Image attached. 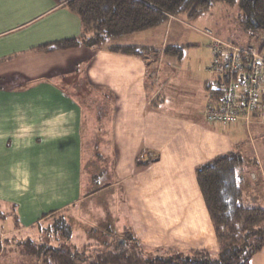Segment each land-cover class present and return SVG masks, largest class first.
Segmentation results:
<instances>
[{
  "label": "crops",
  "instance_id": "obj_1",
  "mask_svg": "<svg viewBox=\"0 0 264 264\" xmlns=\"http://www.w3.org/2000/svg\"><path fill=\"white\" fill-rule=\"evenodd\" d=\"M174 19L131 33L147 34L145 40L126 34L95 46L41 51L39 45L79 36L78 16L53 0H0V221L8 231L32 229L61 212L72 227L63 243L75 250L100 252L125 240L137 242L152 257L185 256L195 249L217 257L195 168L218 155L240 154L242 199H255L256 191L264 192V116L259 111L248 126L205 119L208 41L192 42L200 46L195 51L201 50L203 60L188 65L184 59L179 64L167 59L163 68L161 56L171 55L165 48L183 46L176 30L172 44L165 43ZM150 37L161 39L159 65L152 55L109 49L155 48ZM95 104L103 106L96 117L108 115L103 129L114 184L120 185L130 213L128 225L116 234L103 222L106 214H92L106 205L92 201L100 190L88 191L84 180V130L91 126L86 113L94 117ZM248 141L260 147L258 156L243 157ZM253 203L248 207H264V202ZM6 209L14 211L11 217ZM250 264H264V245Z\"/></svg>",
  "mask_w": 264,
  "mask_h": 264
},
{
  "label": "trees",
  "instance_id": "obj_2",
  "mask_svg": "<svg viewBox=\"0 0 264 264\" xmlns=\"http://www.w3.org/2000/svg\"><path fill=\"white\" fill-rule=\"evenodd\" d=\"M53 1L62 3L78 16L82 31L77 37L39 45L37 49L41 51L72 48L79 44L99 45L107 38L156 27L171 16L193 20L207 14L216 1L239 7V28L248 36L257 31L264 32V0ZM109 49L140 57L156 52L153 47L138 45H114ZM164 52L180 56L182 47L168 46ZM242 162L240 154L229 152L195 168L196 182L218 244L216 258L201 249L191 250L185 256L150 257L137 242L126 244L123 240L112 249L98 252L88 264H250L252 255L264 245V207H248L242 203V191L236 180ZM61 217V232L56 230L49 234L55 226L52 224L45 229L43 221L34 226L45 230L48 239L56 243L48 242L46 246V241L37 243L30 237L26 239L24 253L33 258V263L36 259H41L42 264H80L85 260L82 258L84 250L79 252L69 246H57V241L65 240L72 231L70 223L64 221L63 215Z\"/></svg>",
  "mask_w": 264,
  "mask_h": 264
},
{
  "label": "rangeland",
  "instance_id": "obj_3",
  "mask_svg": "<svg viewBox=\"0 0 264 264\" xmlns=\"http://www.w3.org/2000/svg\"><path fill=\"white\" fill-rule=\"evenodd\" d=\"M240 9L237 5L227 6L226 4L222 3L221 1L214 2L213 6L209 9L208 13L204 16L198 17L193 20H188L185 16H178L175 17L174 21H172L173 27L170 29V33L166 36L165 43L172 44L173 42V31L176 30L178 33V40L179 45L182 46V52L180 56L177 55H162L161 57L164 58V62L162 63V67L164 68L167 59H171L175 64H179L180 62L184 61L186 64L190 65L191 62L195 63L196 61L203 60L201 50L198 49L196 52L195 49L199 48L200 46H193L197 45L196 43L207 42L208 38L202 33L203 29L209 28L211 29L216 35L219 37L229 40L234 43L243 44L247 39L246 34L239 28V17H240ZM159 26V25H158ZM156 26V27H158ZM155 27V28H156ZM169 31V28H168ZM144 35V36H143ZM140 36L139 34H130L128 37H131L135 40H141L143 38L145 40V36L147 34H143ZM151 36V35H149ZM154 37V35L152 36ZM150 37V41L156 42V47L154 48L156 52L151 53L152 56L156 57L157 64L159 65V61L157 56L160 54V46H158L159 42L161 41L160 37L156 40ZM154 39V40H153ZM248 40V39H247ZM247 40L245 42H247ZM116 42L115 40H109L108 42ZM191 45H185V44ZM208 44V43H207ZM195 51V53L193 52ZM198 54V55H197ZM172 65V64H171ZM170 67V65H169ZM176 67V66H173ZM171 71H174V68H171ZM169 71V73L171 72ZM171 74V73H170ZM86 105H89L86 100ZM97 113L95 114V118L92 117L93 114L86 113V119L90 118V127H85V138L83 142V170H84V180L86 182V189L88 191H96L100 190L92 201L95 203L106 205V209L101 211H93L97 214L102 213L106 214L105 220L103 217H99V221L109 223L112 228V234H116L119 230L123 231V226L128 225L130 213L129 211L125 210V202L122 196V191L120 185L114 184L116 183V177H114L110 157L108 154V146H107V130L103 128L108 124V115L99 114L100 117H96V115L103 110V106L99 104H95ZM87 108V107H86ZM96 119V120H95ZM250 125V124H249ZM103 126V127H101ZM93 127L95 129H93ZM100 127V128H99ZM100 142V146H96V144ZM105 143V144H104ZM260 147L253 142H246L245 147L242 149L241 154H247L252 156H258L260 154ZM244 157V155H243ZM253 158V157H251ZM253 163L250 159L247 162ZM244 164V163H243ZM241 169V166L238 170ZM113 182V183H112ZM244 182V181H243ZM242 182V183H243ZM112 183V184H110ZM110 184V185H109ZM249 185V184H248ZM247 184L242 185V188H246ZM256 198H249L247 195L242 199V203L245 206H254L253 200H257L264 202V192L256 191ZM261 197V198H260ZM264 206V205H261ZM6 216L11 217L12 211L11 209H6L5 211ZM94 214L93 216H96ZM99 214V215H102ZM63 215L65 217V222H67L66 217L63 213L59 212L50 217H48L45 221H43L44 226L43 228L47 229L52 224L55 226L51 228L52 232L59 230L62 220L59 221ZM13 219V218H12ZM13 222V220H12ZM4 221L1 223L0 221V264H42L41 259L35 260L33 263V258L27 256L24 253V245L27 238L33 239L35 242L40 243L46 241L47 245L50 243H56L52 239H48L47 232L45 230H38L37 227L29 229V230H21L22 228H14L12 231H8L4 226ZM57 246H67L63 243V240L57 241ZM107 245V242L105 243ZM68 247V246H67ZM79 252L83 251L82 249H78ZM98 250L92 249V247H88L84 249V256L82 257L85 260H82L80 264H88L93 257L98 253ZM105 251V250H102ZM156 256V255H153ZM152 257V256H150Z\"/></svg>",
  "mask_w": 264,
  "mask_h": 264
},
{
  "label": "built area",
  "instance_id": "obj_4",
  "mask_svg": "<svg viewBox=\"0 0 264 264\" xmlns=\"http://www.w3.org/2000/svg\"><path fill=\"white\" fill-rule=\"evenodd\" d=\"M202 33L211 52L209 100L203 115L211 123L239 121L248 126L259 111L264 116V32L253 33L243 44L223 39L209 28ZM236 180L244 181L240 176Z\"/></svg>",
  "mask_w": 264,
  "mask_h": 264
}]
</instances>
